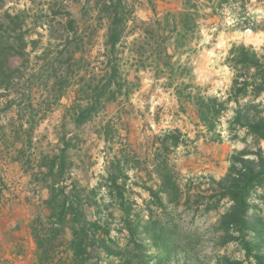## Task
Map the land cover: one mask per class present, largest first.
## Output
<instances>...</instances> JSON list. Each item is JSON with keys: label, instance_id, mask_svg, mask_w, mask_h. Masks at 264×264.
I'll return each instance as SVG.
<instances>
[{"label": "rangeland", "instance_id": "obj_1", "mask_svg": "<svg viewBox=\"0 0 264 264\" xmlns=\"http://www.w3.org/2000/svg\"><path fill=\"white\" fill-rule=\"evenodd\" d=\"M125 2L132 20L121 43V70L131 85L124 86L123 96L117 101L97 107L98 113L91 121L76 127L67 120L63 122L62 115L74 102L79 86H88L92 81L88 73L102 48L105 29L97 24L99 31L94 41L82 45L70 41L66 50V38L71 36L67 26L70 18L76 20V34L85 37L94 29L92 16L83 15L81 9L85 0H4L0 4V24L6 22L4 13L19 17L26 46L19 52L12 33L8 38L0 29V71L8 66L14 72L8 84L3 76L8 71L0 74V126H18L22 121L27 127L24 118L37 113L26 153L34 156L58 152L64 146V137L71 143L67 153L73 162L66 184L73 181L87 190L104 186L106 168L113 169L111 163L123 159L127 178L124 202L127 208L131 206L135 242L143 249L125 247L126 240L118 233L123 213L109 199L107 187H99L95 197L98 208L86 206L84 211L89 220H100L109 228L110 236L121 248L122 259L107 258L100 252L98 260L91 259L86 264H219L223 258L243 261L244 252L238 242L216 232L227 205L205 212L202 206L196 209L193 196L198 194L194 190L196 180H219L227 170L229 155L244 144L232 140L227 132L230 110L216 127L220 141L204 135L194 107L185 101L184 87L190 83L194 92L203 96H226L232 80L225 63L228 51L242 45L263 53L264 0ZM86 12L92 13L90 7ZM165 40L169 54L174 53L168 64L161 54ZM78 47L81 51L69 59L70 52ZM80 57L81 68L77 63ZM79 69L81 80L75 77ZM61 72L67 77L59 78ZM60 90L64 95L54 102L51 96ZM261 97L264 103V94ZM42 115L45 118L36 121ZM103 126L108 132L106 139L100 134ZM173 129L181 132L182 144L165 150L163 155L180 186L178 202L163 197L162 208L153 204L146 207L143 200H148L149 194L145 187L157 189L159 183L155 174L148 179L153 170L152 143L164 131ZM10 141L0 136V226L11 223V230L18 231L24 225L30 234V223L42 212L48 192L32 180L31 173L23 172L21 162L13 161L15 155L8 146L17 149L22 143ZM260 147L264 152V142ZM250 204L254 206L250 218L264 220V189L252 195ZM246 239L261 246L264 254V238Z\"/></svg>", "mask_w": 264, "mask_h": 264}, {"label": "trees", "instance_id": "obj_2", "mask_svg": "<svg viewBox=\"0 0 264 264\" xmlns=\"http://www.w3.org/2000/svg\"><path fill=\"white\" fill-rule=\"evenodd\" d=\"M3 2L4 0H0V4ZM88 7L91 14L86 12ZM81 9L83 15L92 16L94 29L86 33L85 37L80 33L76 34L74 28L76 20L70 18L67 26L71 36L66 38V50L70 41H78L79 45L94 41L99 31L98 27L104 28L105 34L102 48L94 58L95 66L88 73L91 83L88 86L86 84L79 86L74 102L65 108L62 115L63 122L67 120L76 127L91 121L98 113L97 107L101 109L104 104L117 101L123 96L124 86L131 85L121 70L123 48L121 43L128 23L132 20V12L125 0H85V5ZM191 16L193 15L189 14V17ZM4 18L6 22L0 24V29L4 34H8V38L9 33H12L13 41L22 53L26 46L21 31L23 22L19 17L9 13H4ZM97 24L100 26L97 27ZM1 38L3 35H0V40ZM166 43L167 40L162 44L161 54L164 63L168 64L174 53L169 54ZM76 51L81 50L78 47L71 51L69 59ZM82 62L83 57H80L77 62L79 67ZM225 63L232 73L231 86L226 96H203L199 92H194L195 87L189 83V86L184 87V97L186 103L194 107L197 124L205 129L204 135L207 137L211 135L212 139H216L214 141H220V133L216 131V127L225 112L230 110L232 116L228 121L227 132L232 140H240L244 147L229 155L227 170L219 180L197 179L194 190H197L198 194L193 198L196 209L202 206L205 212L218 211L221 205H227L225 212L219 217L216 232L238 242L244 252V260L233 261L223 258L219 264H264L261 246L246 239L264 238V220L259 217L255 220L249 216L250 211L254 209L250 204L252 195L264 189V152L260 147V143L264 142V103L261 97L264 94V50L260 54L251 46H233L228 51ZM7 67L8 72L3 75L6 79L5 84L12 80L14 74ZM6 70L5 67L2 68L0 74ZM79 75L81 69L77 70L75 75L81 80L83 76ZM66 77L63 72L59 74V78ZM66 80L71 83L70 78ZM63 95V90H60L54 92L51 97L55 102ZM35 117H38L37 113H31L24 118L27 127H24L21 121L23 116L18 126L1 125L0 136L11 139L12 143H22L17 149L8 146L15 155L13 161L21 162L23 172L31 173L32 180L48 192L47 198L43 200L42 212L35 215L29 226L36 245L37 264H86L91 259L98 260L100 252L107 258L122 259L119 255L121 248L116 239L110 236L109 228L100 220H89L84 211L86 206L98 208L99 203L95 197L99 187H107L109 199L116 202L118 210L123 213L118 233L125 238V247L133 245L134 249H143L135 242L136 226L134 220L130 219L131 206L127 208L124 202L127 178L124 175L126 168L123 159L121 161L119 158L115 163H111L113 169L110 166L106 168L104 186L99 184L87 190L73 181L66 184L65 177L69 176L73 162L67 153L71 143L66 142L64 137L61 139L64 146L58 152H41L31 156V152L27 154L25 151L31 146ZM44 118L42 115L36 121ZM107 133L106 126H103L100 134L106 139ZM181 137L178 129L168 130L157 136L152 143L153 170L148 179L155 174L159 183L157 189L145 187L149 194V199L143 200L146 207L153 204L157 208H162L163 197L167 200L170 197L171 201L178 202L180 186L176 174L172 173L173 167L169 169L163 154L165 150L182 144ZM186 189L188 191V186ZM188 198L190 199V196ZM234 232L237 236L233 234ZM152 237L158 238L155 234H152Z\"/></svg>", "mask_w": 264, "mask_h": 264}, {"label": "crops", "instance_id": "obj_3", "mask_svg": "<svg viewBox=\"0 0 264 264\" xmlns=\"http://www.w3.org/2000/svg\"><path fill=\"white\" fill-rule=\"evenodd\" d=\"M11 223L0 226V264H37L36 245L23 225L11 230Z\"/></svg>", "mask_w": 264, "mask_h": 264}]
</instances>
